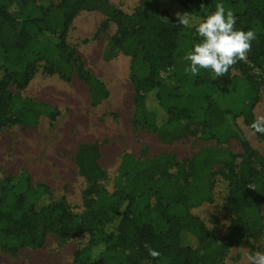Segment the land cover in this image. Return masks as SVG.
Instances as JSON below:
<instances>
[{
	"label": "trees",
	"instance_id": "trees-1",
	"mask_svg": "<svg viewBox=\"0 0 264 264\" xmlns=\"http://www.w3.org/2000/svg\"><path fill=\"white\" fill-rule=\"evenodd\" d=\"M170 1L200 21L217 3L232 10L237 29L257 34L248 59L261 75L242 61L219 79H212L207 69L196 76L186 73L190 62L184 56L194 46L178 49L183 26L166 9L153 13L138 6L127 13L108 0H0V132L33 125L41 116L53 123L59 116L56 107L22 94L39 71L64 81L75 76L88 86L92 106L107 98L106 85L86 69L68 41L80 13L99 11L105 16L103 26L115 25L111 46L131 57L136 123L164 142L195 135L215 141L182 161L167 152L148 155L146 148L140 157L124 153L112 190L103 184L107 176L98 164V146H79L74 159L87 181L79 214L65 196L55 199L47 184L33 182L26 171L17 178L0 174L1 252L16 256L24 248H42L53 234L85 237L70 264H155L161 259L163 264H222L233 246L254 254L264 234V155L243 133L233 132L228 119L239 109L247 127L255 120L264 89V0ZM149 96L164 112L161 123L147 107ZM174 123L181 124L177 132L161 129ZM255 134L264 142V134ZM232 137L240 152L224 146ZM216 177L224 184L229 214L222 236L191 211L210 199ZM142 195L153 201L136 211ZM184 235L194 243L183 242ZM145 243L160 256L151 257ZM96 247L102 249L94 255Z\"/></svg>",
	"mask_w": 264,
	"mask_h": 264
},
{
	"label": "rangeland",
	"instance_id": "rangeland-1",
	"mask_svg": "<svg viewBox=\"0 0 264 264\" xmlns=\"http://www.w3.org/2000/svg\"><path fill=\"white\" fill-rule=\"evenodd\" d=\"M108 1L127 13L138 6L153 13L166 9L172 16L185 13L170 0ZM191 17L194 24L200 22L199 18ZM104 20L105 16L99 11L80 13L72 23L68 41L86 69L106 85L109 92L107 98L92 106L88 86L75 76L70 81H64L57 75H45L39 71L22 94L56 107L60 111L59 116L53 123L46 116H41L33 125H13L0 132V174L7 173L17 178L26 171L33 182L47 184L55 199L65 196L77 214L83 210L87 187V181L79 173L74 159L79 146H98V164L107 176L103 184L112 190L124 153L140 157L142 149L146 148L148 155L167 152L182 161L198 153L204 146L215 144L214 140L200 135L164 142L155 131L136 123L138 112L130 80L131 57L111 46L110 38L115 25L109 22L103 26ZM201 39L195 29L183 26L178 33V49L182 51L193 47ZM147 107L156 111L158 121L163 122L164 112L157 106L153 96L148 97ZM259 115H264V89L254 108L255 119ZM228 120L233 132L243 133L251 146L264 155V142L244 124L239 109ZM180 126V123H174L164 125L161 129L177 132ZM226 145L234 152L241 151L238 140L233 137ZM152 201L149 196L142 195L136 200L134 209L140 210ZM191 211L217 236L227 233L229 214L224 207V184L219 178L210 192V199ZM193 241L191 236L184 235L183 242ZM84 242V236L58 238L50 234L42 248H24L16 256L0 251V264H70L73 251ZM101 249L94 248L93 254L97 255ZM256 252L264 253V234L255 243ZM247 254L248 248L233 246L222 264H246ZM164 262L161 259L155 264Z\"/></svg>",
	"mask_w": 264,
	"mask_h": 264
},
{
	"label": "clouds",
	"instance_id": "clouds-1",
	"mask_svg": "<svg viewBox=\"0 0 264 264\" xmlns=\"http://www.w3.org/2000/svg\"><path fill=\"white\" fill-rule=\"evenodd\" d=\"M178 22L186 28H195L201 41L187 52L184 60L190 62L184 69L186 73L196 76L201 69L210 70L212 79H219L229 73L237 62H244L253 68L254 74L261 75L260 70L248 59L252 49V42L257 39L255 30L247 31L236 28V20L232 10L225 9L223 3L216 4V10L207 15L198 23H193L189 13H177ZM250 128L255 133L264 134V115H259L251 123ZM144 247L153 258H158L160 253L151 248L147 243ZM246 264H264V253H249Z\"/></svg>",
	"mask_w": 264,
	"mask_h": 264
}]
</instances>
